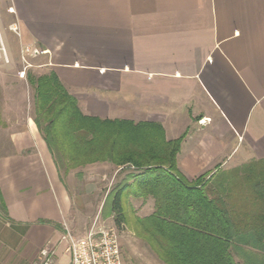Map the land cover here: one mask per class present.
Instances as JSON below:
<instances>
[{
  "label": "crops",
  "instance_id": "crops-1",
  "mask_svg": "<svg viewBox=\"0 0 264 264\" xmlns=\"http://www.w3.org/2000/svg\"><path fill=\"white\" fill-rule=\"evenodd\" d=\"M0 17L84 115L185 136L189 181L264 161V0H0ZM1 110L0 264H32L72 201L34 112Z\"/></svg>",
  "mask_w": 264,
  "mask_h": 264
},
{
  "label": "trees",
  "instance_id": "trees-1",
  "mask_svg": "<svg viewBox=\"0 0 264 264\" xmlns=\"http://www.w3.org/2000/svg\"><path fill=\"white\" fill-rule=\"evenodd\" d=\"M27 75L35 89L34 122L62 181L94 164L129 171L111 199L118 228L129 226L164 264H239L240 257L246 264H264V161L189 181L177 165L185 136L167 141L157 124L86 116L54 72ZM246 185L247 200L258 210L232 203L234 190ZM130 197L152 199L153 212L130 219Z\"/></svg>",
  "mask_w": 264,
  "mask_h": 264
},
{
  "label": "rangeland",
  "instance_id": "rangeland-1",
  "mask_svg": "<svg viewBox=\"0 0 264 264\" xmlns=\"http://www.w3.org/2000/svg\"><path fill=\"white\" fill-rule=\"evenodd\" d=\"M13 24L15 22L12 17H0V30L10 57V63H0V110L2 107L6 108L7 113L10 107L19 110L25 105L34 112L35 89L30 85L27 74L31 72L35 77L43 75L44 72L37 67L42 60L36 56H27L25 60L23 59L22 51L29 45L22 41V36H17L10 30ZM22 71L26 72L24 78L20 77ZM2 128L1 122L0 144L3 141L2 138L7 140L6 134L2 133ZM1 152L2 150H0ZM250 165L252 164L245 163L230 169L226 168V170L224 168L221 172H238ZM128 172L126 169L121 171L120 168L111 164H94L72 170L68 176H63V183L69 192L72 207L66 221L61 224L60 237L50 240L40 250L53 247L56 252V264H66L68 255L64 251V245L61 244V236L68 230L76 235L83 234L94 224H98L104 228L117 229L125 264H164L148 244L139 238L129 226H123L120 229L115 224L114 215L111 212V199L113 191L126 181ZM238 176L239 173L236 174V177ZM243 187L245 188H242L241 192L239 188L234 190L232 203L245 210L251 208L258 210V206L255 208L249 198L247 200V197L250 196L249 185ZM153 209L152 199L144 201L130 197L126 204V211L130 219L147 217L153 212ZM246 249L250 253H262L253 248ZM237 261L239 264H246L243 257L237 258ZM32 264L34 263L32 262Z\"/></svg>",
  "mask_w": 264,
  "mask_h": 264
},
{
  "label": "built area",
  "instance_id": "built-area-1",
  "mask_svg": "<svg viewBox=\"0 0 264 264\" xmlns=\"http://www.w3.org/2000/svg\"><path fill=\"white\" fill-rule=\"evenodd\" d=\"M12 11V10H11ZM17 36L21 32L17 23L10 27ZM42 51L27 46L23 49V59L27 56L41 55ZM0 63H10L8 49L0 30ZM25 71L20 73L24 78ZM61 244L69 257V264H125L122 258L119 234L115 228H104L94 224L85 234L75 235L68 230L61 236ZM34 264H56V252L53 247H46L40 251Z\"/></svg>",
  "mask_w": 264,
  "mask_h": 264
}]
</instances>
